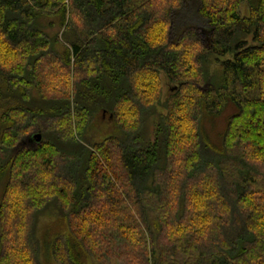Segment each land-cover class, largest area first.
I'll return each mask as SVG.
<instances>
[{
    "label": "trees",
    "instance_id": "1",
    "mask_svg": "<svg viewBox=\"0 0 264 264\" xmlns=\"http://www.w3.org/2000/svg\"><path fill=\"white\" fill-rule=\"evenodd\" d=\"M0 173V264H264V0H0Z\"/></svg>",
    "mask_w": 264,
    "mask_h": 264
},
{
    "label": "rangeland",
    "instance_id": "2",
    "mask_svg": "<svg viewBox=\"0 0 264 264\" xmlns=\"http://www.w3.org/2000/svg\"><path fill=\"white\" fill-rule=\"evenodd\" d=\"M241 11L242 14H246V7H242ZM197 33H199V38L201 39V41H203V43H206V34H203L201 32H197ZM213 68L216 69L217 67H213ZM170 89L171 88L168 87V85H165L164 83L163 86L164 94ZM234 112H236L235 108L229 105L220 115L207 118L204 121L203 129L207 139L210 142L216 143L219 140L220 138L219 136L226 125V120L228 116L233 114ZM149 128H150V124L147 126L148 131H150ZM114 132H115L114 126L112 125L111 120H108V115H103V116L99 115L95 121L93 128L89 131V137L91 138L92 141L99 142L102 139L106 138L107 136L113 134ZM2 179H3V175L0 173V192H1ZM46 219L47 220L45 221L41 220V222L39 223L37 230L39 236H43L47 231H49V229L52 230L53 228L54 229L52 230V234H56V232L63 231L62 224L58 223L54 225V223L57 222L55 218L48 217ZM47 226L49 228L46 229L45 232V228ZM99 248L103 250V247L101 245H99ZM95 263L91 259H87V262L85 264H95ZM106 264H126V263L124 261L117 259L115 260L108 259Z\"/></svg>",
    "mask_w": 264,
    "mask_h": 264
},
{
    "label": "water",
    "instance_id": "3",
    "mask_svg": "<svg viewBox=\"0 0 264 264\" xmlns=\"http://www.w3.org/2000/svg\"><path fill=\"white\" fill-rule=\"evenodd\" d=\"M34 139H35V142L38 143L40 141V135L39 134L34 135Z\"/></svg>",
    "mask_w": 264,
    "mask_h": 264
}]
</instances>
